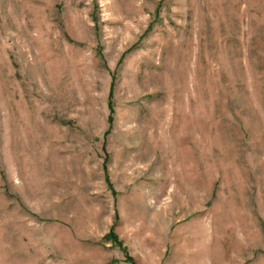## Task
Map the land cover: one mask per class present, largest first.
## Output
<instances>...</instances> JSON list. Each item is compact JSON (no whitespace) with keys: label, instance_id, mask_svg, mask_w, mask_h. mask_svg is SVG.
Instances as JSON below:
<instances>
[{"label":"rangeland","instance_id":"obj_1","mask_svg":"<svg viewBox=\"0 0 264 264\" xmlns=\"http://www.w3.org/2000/svg\"><path fill=\"white\" fill-rule=\"evenodd\" d=\"M111 229L264 264V0H0V264H125Z\"/></svg>","mask_w":264,"mask_h":264},{"label":"trees","instance_id":"obj_2","mask_svg":"<svg viewBox=\"0 0 264 264\" xmlns=\"http://www.w3.org/2000/svg\"><path fill=\"white\" fill-rule=\"evenodd\" d=\"M114 87H115V82H114V77H112V81L109 87V92H108V110H109V115L107 118V124L109 125L108 131L106 132L104 138L108 136L112 126H113V121H114V104H113V94H114ZM103 148H105V142L103 144ZM106 162L107 158H105V165L103 166V171H104V182L107 187V189L115 195V192H113L112 186L109 182L108 175H107V170H106ZM102 241L106 244H110L113 248H116L119 250V252L122 254L124 258V263L125 264H135L133 259L129 256L127 248L123 245V243L120 241L118 236L114 233V231L111 229L102 239Z\"/></svg>","mask_w":264,"mask_h":264}]
</instances>
